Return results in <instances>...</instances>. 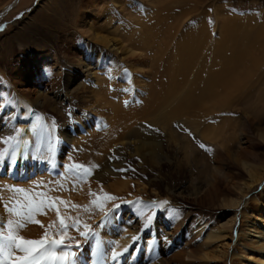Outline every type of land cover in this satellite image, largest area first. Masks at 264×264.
Returning a JSON list of instances; mask_svg holds the SVG:
<instances>
[{
	"label": "rangeland",
	"instance_id": "374dc122",
	"mask_svg": "<svg viewBox=\"0 0 264 264\" xmlns=\"http://www.w3.org/2000/svg\"><path fill=\"white\" fill-rule=\"evenodd\" d=\"M10 1L0 0V11ZM175 1L29 0L0 15V121L7 111L20 113L11 120L13 132L0 134V169L6 166L0 175L3 239L11 235L41 240L46 234L52 241L63 235L67 244L83 247L92 241L89 255L94 250L95 255L92 262L87 258V264H94L96 258V264H107L108 251L119 242L109 246L101 241V236L109 238V229L112 233L122 224L125 230L134 229L138 235L151 228V218L156 215L155 218L167 223L175 239L160 237L156 242L159 252L153 261L147 258L145 264H201L204 259L197 261L189 257L212 248V245L204 246L202 250L201 244L206 239L205 234L198 233L200 226L206 225L205 233L219 230L220 223L235 214L227 254L219 257L217 254L210 263L250 264L247 252L241 253L233 239L241 226V206L249 214L259 213L264 219V208L259 205L264 204V186L257 185L264 173V139L260 136L264 132V106L257 105L254 113H249L244 112L242 104L247 95L248 100L256 99L258 87L264 90L261 85L264 83V0ZM136 2L144 9L137 7ZM141 10L145 11L144 15ZM83 19L98 27L96 32L121 38L122 44H117L121 50H111L107 42L83 34L79 29ZM227 19L228 26L223 28ZM113 30L118 34H113ZM227 35L233 39L232 43H227ZM121 46L136 54L132 56ZM250 46V52L245 54L250 62L245 66L260 59L259 70L254 68L250 75L251 87L235 92L231 100L227 99L228 107H219L223 108L221 111L210 107L218 99V104L223 102L220 89L216 99L196 101L205 90L211 68L208 63H216V56L221 59L231 55L236 59L239 50ZM186 52H190V59L178 70L174 58ZM79 60L82 64L90 63L89 74L83 71L86 75L78 80L79 85L73 91L63 96V102L54 99L55 94L66 91L64 70L82 71L75 65ZM171 62L176 67L168 70ZM245 66L240 70H248ZM133 89L137 99L127 102ZM103 90L107 102L101 101L99 91ZM42 93L50 101L40 105L37 97ZM111 102L120 104L124 113L113 115L115 105ZM128 116L132 122L130 128L112 139L110 135L117 130L113 124L129 121ZM83 122L82 125L88 126L83 130L79 126L76 133L75 127ZM170 122L175 123L176 136L169 130ZM25 126L29 127L25 128L28 136L22 141L20 132ZM139 128L144 129V135L151 136L137 142L134 138V144H126L123 140L128 132ZM213 130L215 134H211ZM65 131L71 132L69 145L64 144ZM190 142L197 146H194L197 159L185 158L189 155L186 148ZM21 157L25 158L19 161ZM25 159L29 163L42 160L45 174L27 182H11L7 171L17 170ZM245 162L254 167L252 177L243 167ZM50 164L56 166L55 170L60 166L62 173L55 177L46 174ZM100 172L106 175L100 178ZM26 175L30 178L26 173L22 177ZM118 182H127L126 189L115 190L113 186ZM245 185L253 187L239 209L224 205L239 198L240 188ZM213 188L217 194L210 201L208 191ZM252 196L255 202L250 200ZM13 199L18 200L16 204L10 201ZM117 205L121 208H115ZM38 207L40 211H36ZM119 210L123 215L135 214L134 225L119 223L122 217L116 214ZM60 217L66 225L75 223L76 227L62 232ZM116 217L118 222L114 223ZM33 220L41 221L43 227ZM81 232L85 235H80ZM100 244L108 247L101 253ZM6 246L15 249L11 251L15 264L17 257L27 255L17 250L15 241ZM117 248L120 251L125 246ZM58 249L59 246L53 245L54 251ZM127 249L123 254L133 261L137 252L131 246ZM54 251L44 250L37 263L52 264L45 255L54 259L69 254ZM230 252L237 258H231ZM244 254L245 258H239L238 255ZM36 255L33 253L31 259ZM76 256L81 257V253L77 252ZM65 262L73 264L69 258Z\"/></svg>",
	"mask_w": 264,
	"mask_h": 264
},
{
	"label": "bare ground",
	"instance_id": "6f19581e",
	"mask_svg": "<svg viewBox=\"0 0 264 264\" xmlns=\"http://www.w3.org/2000/svg\"><path fill=\"white\" fill-rule=\"evenodd\" d=\"M27 1H29V0H11L8 4L3 6V8L0 11V15L3 14V16H4L5 14L8 13V11L10 9L14 8V6L25 4ZM145 1L149 2L150 0H145ZM177 1H179V0H176L175 2H177ZM228 20L229 19H227L225 22H223V24H224L223 28L228 26V23H227ZM79 27H80L79 29L81 30V32L83 34H85L86 36H88L89 38H91L93 40L94 39L95 40H100V41H102L104 43L107 42V45L109 46V48H111V50H115L116 49L117 51H120L121 50L120 48L123 47V48H125V50H128L129 52H131L132 56L134 54H136V53L132 52L133 50H130L129 48H127L125 46H121L119 48L120 50H118L117 44H120V43L122 44L121 38L115 39L113 37L112 38L108 37L109 35L108 36L103 35L99 31L96 32L98 27H95V26L91 25V23L87 19H83L80 22ZM112 32H113V34H118L117 31L113 30ZM232 40L233 39H231V40L229 39V35L226 36L227 43H232ZM221 42H222V38H221ZM251 48L252 47L250 46V47H244L241 50H239V53H238L236 59H232L231 55H228L227 57H221V59H219L216 56L214 58V59L218 60L216 63L214 62L213 65H211V63L209 62L208 63L209 66H211V68L212 67L213 68L217 67L218 71L217 70H212L211 68L209 69V74L207 73V78H206V82H205V90H204L201 98L196 100V101H199V100L201 101L202 99L206 100L208 98L216 99V96L218 95L217 94V90L220 89L222 94H223V98H224L223 102L218 104L217 103L218 100H219L218 99L210 107H212L216 111H221L224 107H228L229 102H230V100L233 97L235 92L238 91L240 93L241 91H243V89L246 88V86L251 87V84H249L250 75L253 74L252 71H253L254 68H258L256 70H259L258 62L260 63V59H256L255 61H252L251 66L250 65L248 67L245 66L247 63L250 62V61L249 62L246 61L245 54L247 52H250ZM189 56H191L190 52H186L183 56L178 57V58H174V59H177V61H178V64H177L178 70H179V67L183 63L187 64V62L190 59ZM82 62L79 60V61H77L75 63V65L77 67H80V70H82V71H78V72L69 71V69H71V68H67L66 70H64L63 75H64V77L66 79V83H65L64 87H65L66 91L59 93L60 95L59 94H55L53 96L54 99H60V102H63L64 101V97L66 96V94L68 95V93L73 91L79 85L77 83L78 80L82 79V76H85L87 72L89 74V71L87 69L89 68L88 65H90V63H85V64L83 63L82 64ZM257 64H258V66H257ZM243 66L247 67L248 70H244V71L240 70V67L243 68ZM174 67H176V66L171 62L170 65H169L168 70H171ZM256 70H254V72H256ZM83 71L86 72V73H83ZM215 71H217V72H215ZM212 72H214V73H212ZM263 81H264V78H263ZM241 83H244V84H241ZM262 84L264 85V83H261V85ZM254 91H255V88H254ZM256 91H255L256 93L253 92V93H255L254 94V96L256 97L255 100H252V99L248 100L249 96L247 95L246 101L242 102V104L244 103L243 104L244 108L243 107L242 108L246 110L244 112H249L250 111L252 113V111H253V113H254V111H255L254 109H255V107L257 105L264 106V90L262 91L260 89V87H258V89ZM105 93L106 92H104V90L103 91H99V94L102 95L101 96V101L102 102H107L108 101L106 98H103V96L104 97L106 96ZM251 93H252V91H251ZM251 93H250V95H252ZM37 98H38L37 103L40 104V105H43L45 102H49L50 101L49 98L47 97L46 93L39 94ZM228 98H230V100L227 102ZM186 100H187V98H186ZM111 103H113L115 105L114 108L112 109L113 115H118V114H123L124 113V111L122 110L120 104H118V103L115 104L114 102H111ZM53 107L54 106H52V108ZM219 107H223V108H219ZM258 109H260V108L258 107ZM263 110H264V108H263ZM263 110H262V113H263ZM14 114L15 113L13 111H7L4 114V117L0 121V134H6L7 135V134H11L13 132L14 128L12 126L13 124H12L11 120H12ZM171 115L173 116L174 113H171ZM205 115H209V114L207 113ZM258 116H259V114H258ZM255 117H257V116H255ZM255 117L253 116V118H255ZM129 119L130 118L128 116L127 120H129ZM110 123H111V121H110ZM130 123H132L131 120H129V121H120L119 120L118 124L117 123L113 124V126L116 127L117 130L115 132H113L110 135V137L112 139H115V138L118 137V135L123 134L124 132H126V130L130 128V126H129ZM173 125H175V123L174 122H170V124H168L170 129L169 128L168 129L173 133V136H176L177 135V133H176L177 131H176V129L175 130L173 129L174 128ZM87 126L88 125H81V127H83L81 130L85 129ZM224 127L225 126L223 125V128ZM2 128H3V130H2ZM25 128H29V127L25 126L24 129L22 130V132H20V138L22 139V141H24L27 138V136H28V129L26 130ZM213 128L214 127H212L211 129H213ZM214 129H216V128H214ZM70 134H71V132H69V131L68 132L65 131V133H64V135H65L64 144L65 145H69L68 143L70 142V137H71ZM144 134H145L144 129H141V128L134 129V131L128 132V134L124 138L125 140H123V141H125V143L128 144V145H132V144H134V140H136V142H137V139L140 140V138H141V139L144 140V138L151 136V135H144ZM211 134H215V130H213L211 132ZM260 136H261L262 139H264V132L261 133ZM194 146L197 148V146L193 145L191 142L188 144L186 150H187V152H189V155H186V157H185L186 159H193V158L197 159V158H199V157L196 158L194 156L195 151H196ZM137 150H138V148L133 153L135 154L137 152ZM61 152H62V149H61ZM23 158H25V157H21L19 159V161L21 159H23ZM40 159H42V158H40ZM39 160L38 161H32L31 163H29V161L28 160L26 161V159H25V160H23L20 163V166L17 168V170L9 169V173H13L17 177L22 178V175L25 174V173L26 174H31L33 167L34 168H36V166H38V167L42 166L43 167L44 162L42 160H40V161ZM246 163L247 162H245L243 164V167H244V169H246V171L250 175V177H252V175H253L252 173L254 172V167L252 165L250 166L249 163L246 165ZM25 165H26V167H25ZM50 166L51 167H49V168L56 167V166H54V164H50ZM100 173H101L100 176H99L100 178L103 175H106V174H104V172L103 173L100 172ZM263 175H264V173H263ZM263 175H261L259 177L257 185H261L262 184L264 186V181H263L264 177H263ZM127 185H128L127 182H118L113 187H114L115 190L120 191L121 188H122V190L126 189ZM251 187H253V186H251ZM251 187H248L247 185H245L244 187L240 188L241 196L239 198H236V199L228 200L224 205L229 206V207H233V209H237V208L239 209V206L244 202V199H246V197H248V194H249L248 192L250 191ZM200 190H201V188H200ZM216 194H217V190L216 189H214V188L210 189L208 191L209 200L213 201L212 199H213V197ZM250 200H253L254 202L256 201L255 198H253V196H252V198L250 197ZM257 203H258V201L256 202V204ZM245 204H246V202L243 205H245ZM259 205L262 208H264V204L260 203ZM1 210L2 209H0V213H2ZM121 210H119V212L117 214V215H119V217L122 216L120 218L119 223H126V224L134 225V223L136 222L135 214L131 213V215H129V213H125L126 215H123L124 212L121 211ZM248 211L249 210L247 208L245 209V206H241V210H239V212H240V215H241L240 217H242V216L243 217H242V220L240 222V224H241L240 230L236 234V237L233 239V243L235 244V246L237 248H239L241 250V253L242 252L243 253L247 252V254L249 255V256H247L248 257L247 261L250 264H264V219L261 217V215L259 213H257V215L256 214H252V213L249 214ZM155 217H156V215L153 218H151V220H153V225L151 226V228L149 230H143L142 233L140 232V233H138V235H136L134 229L133 230H127V229L125 230L126 226L125 225L123 226V224H122V225H119L116 229L112 230V233H111V230L109 229V233L111 234V236L109 238H104L103 236H101V241L103 243L106 242L109 246L113 242H119V244L117 243L118 246L117 245L114 246V247H116L115 251L117 253H124V249L127 248L128 246H131L133 248L134 253L137 252V254L136 253H135L136 255L134 254L133 261H131L129 258H127V255H126V258H125L126 264H136L137 260L139 261V264H145L144 261L145 260L147 261V258H148V260L153 261L154 257H155V253L159 252V246L156 245L157 244L156 242L159 241L160 237L165 236L168 239H170V241H173V237H174L173 233L168 230L169 226L167 225V223L162 221L160 218L157 219ZM234 221H235V214H233L232 217H230V219L228 218L227 221L220 223V226H219L220 229L219 230L217 229L216 231H213V229H212V230H210V233H205L203 231V229L206 227V225H201L200 228H199V232L198 233L201 234V235L205 234L204 236H205V239H206L205 243H203L201 241L203 243V244H201V245H203V249L202 250H204V246L205 247H207V246L210 247L212 245V248L208 252H202L201 253V251L200 252L198 251L196 254L189 255V257L193 258V260L194 259H199L197 261H200V260L204 259L203 263H201V264H211L210 262H214L213 259H215L217 254H218V257L220 255L225 256L227 254L226 250H227V248L229 249V247H230L229 244H231V241H232V240L230 241V236H231V229L233 227ZM262 227H263V229H262ZM228 231H229V234H228ZM133 236H137L138 237V239L135 241V243H133V241H132V237ZM110 238L111 239L114 238V241H111ZM174 239H175V237H174ZM226 240H228L229 242H227ZM101 244H100V246L98 248L100 253L102 252L103 249L105 251L108 248V247L102 246ZM120 245L122 247L125 246V248L123 250L117 251V249H118L117 247H119ZM234 249H236V248H234ZM185 254H187V252H185ZM197 254H199V256ZM238 256H239V258L243 259V258H245L246 254H244L243 256H241V255H238ZM108 257H109V259L112 257L111 251H108ZM230 257L231 258L232 257H236L235 253L231 254V252H230ZM208 260H210V261H208ZM118 261H120V259H118ZM69 262L67 264H69ZM151 264H163V263L162 262H156V263L152 262ZM237 264H240V263L237 262Z\"/></svg>",
	"mask_w": 264,
	"mask_h": 264
},
{
	"label": "snow or ice",
	"instance_id": "6c2138e0",
	"mask_svg": "<svg viewBox=\"0 0 264 264\" xmlns=\"http://www.w3.org/2000/svg\"><path fill=\"white\" fill-rule=\"evenodd\" d=\"M201 147H203V145H201ZM119 171H124V170H119ZM153 203H155V202H153ZM161 203L167 204L168 201H162ZM41 205H43V201H41ZM118 207H120V206L119 205L115 206V208H118ZM115 208L113 210H115ZM36 211H40V208L38 207L36 209ZM41 214H46V213H41ZM32 222L43 227L42 222L39 220H33ZM59 222H60V225L62 226V228H61L62 232L65 229L76 227L75 223L73 225H66L65 220L62 217L59 218ZM20 226L23 227L26 225L21 224ZM0 227H3V226H0ZM80 235H85V233L81 232ZM2 239H3V237L0 236V240H2ZM8 239L16 242V248L18 251H23V252L27 253V255H25V256L17 257V264H34V260L31 259L33 253H39L40 249L44 248L46 245L51 244V245H57V246H61V247H67V245L64 244L63 235L61 236V238L59 240H52V241H49L47 239L46 234H45V238L41 239V240H29V239H26L23 237H16V236H11V235L8 237ZM137 239H138V237L133 236L132 237L133 243H135V241ZM3 250H4L3 245L0 244V252H3ZM127 250H128L127 248L124 249V251H127ZM122 254L123 253H117L115 251V247L114 246L112 247L111 255H112L113 260H115L117 257L121 256ZM52 255L55 256L56 254L52 253ZM73 255H75V254L73 253ZM61 258L64 260H68V256L66 254L61 256Z\"/></svg>",
	"mask_w": 264,
	"mask_h": 264
}]
</instances>
